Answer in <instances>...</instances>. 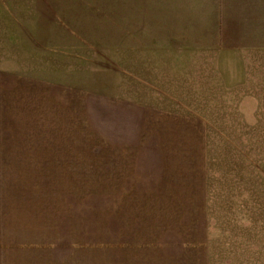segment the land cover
Here are the masks:
<instances>
[{"label": "rangeland", "instance_id": "obj_1", "mask_svg": "<svg viewBox=\"0 0 264 264\" xmlns=\"http://www.w3.org/2000/svg\"><path fill=\"white\" fill-rule=\"evenodd\" d=\"M0 29L84 89L108 262L264 264V0H0Z\"/></svg>", "mask_w": 264, "mask_h": 264}, {"label": "crops", "instance_id": "obj_2", "mask_svg": "<svg viewBox=\"0 0 264 264\" xmlns=\"http://www.w3.org/2000/svg\"><path fill=\"white\" fill-rule=\"evenodd\" d=\"M5 49L0 43V264H113L92 234L91 208H75L90 175L84 89L16 67Z\"/></svg>", "mask_w": 264, "mask_h": 264}]
</instances>
